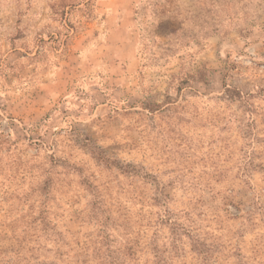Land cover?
Segmentation results:
<instances>
[{
  "label": "rangeland",
  "instance_id": "1",
  "mask_svg": "<svg viewBox=\"0 0 264 264\" xmlns=\"http://www.w3.org/2000/svg\"><path fill=\"white\" fill-rule=\"evenodd\" d=\"M0 264H264V0H0Z\"/></svg>",
  "mask_w": 264,
  "mask_h": 264
},
{
  "label": "trees",
  "instance_id": "2",
  "mask_svg": "<svg viewBox=\"0 0 264 264\" xmlns=\"http://www.w3.org/2000/svg\"><path fill=\"white\" fill-rule=\"evenodd\" d=\"M209 259H210V254L208 256L206 255L205 260L208 261Z\"/></svg>",
  "mask_w": 264,
  "mask_h": 264
}]
</instances>
